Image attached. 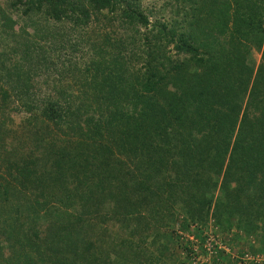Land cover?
<instances>
[{
	"label": "trees",
	"instance_id": "16d2710c",
	"mask_svg": "<svg viewBox=\"0 0 264 264\" xmlns=\"http://www.w3.org/2000/svg\"><path fill=\"white\" fill-rule=\"evenodd\" d=\"M9 2L29 21L42 12L46 19L85 26L100 15L105 25L111 19L130 33L123 40L117 37V51L109 59L90 57L80 68L66 57L77 93L55 87V94L40 102L43 108L33 107L55 126L64 124L69 133H78L76 140L40 154L55 170V192L78 211L66 215L74 220L65 217L67 227L60 230L64 221H50L58 212L44 198L52 194L27 193L19 199L20 189L13 193L10 184L3 185L2 264H38L37 259L64 264L58 253L67 250L71 258L97 264L108 259L103 253L114 245L131 251L138 264H143L141 253L148 254L145 264H184L191 255H207V231L226 234L235 228L232 239L237 240L242 231L260 229L264 240V0H177L175 14L181 18L151 24L138 0ZM11 23L0 5V31L11 35ZM20 44L12 46L10 56L0 54V102L13 96L27 106L33 98L42 100L40 83L32 77L40 68L47 72L48 65L43 53L29 52L31 43ZM169 44L179 58L167 55ZM252 50L259 52L256 64ZM28 162L15 164L12 174L25 185L31 183L33 165ZM81 186L84 198L71 199ZM7 196L12 199L3 205ZM103 206L107 209L101 211ZM143 208L153 216H144ZM172 216L180 233L197 239L185 244L173 229L165 243L176 245L155 249L151 240L158 255L142 249L153 229L150 221L158 224ZM109 220L114 231L107 228ZM96 221L102 225L97 240L91 238ZM168 227L163 223L162 235H170ZM221 253H209L210 264H225L228 256ZM165 255L171 261L165 263Z\"/></svg>",
	"mask_w": 264,
	"mask_h": 264
},
{
	"label": "rangeland",
	"instance_id": "374dc122",
	"mask_svg": "<svg viewBox=\"0 0 264 264\" xmlns=\"http://www.w3.org/2000/svg\"><path fill=\"white\" fill-rule=\"evenodd\" d=\"M9 1L10 0H0L1 7L5 9L9 18L13 20V23L9 26L12 29L11 35L7 36L0 31V54L10 56V49L13 48L12 46L19 45L22 42L31 43V45H29V52L33 56L36 51L43 53L47 59L46 64L48 67L46 70L48 71L42 73L43 69L40 68L36 76L34 75L32 77L33 81L40 83L38 84L40 89L39 97L42 100L39 98L30 100L29 103L31 104L27 105L31 106L30 109H24L23 107L27 106H21L20 101L14 99L13 96L8 97V101L4 102L5 104L0 102V105L3 106L0 111V120L2 119L4 121V125L0 126V191L3 185L10 184L13 193L20 189L21 193L19 192L18 194L19 199H23L27 193L32 196L35 193L49 192L52 195L48 197L44 196V198L47 199V207H52L58 212V217H53L50 221L54 219L64 221L60 228V230H64V228L67 227L65 217H73L66 215H72L74 211L76 212L78 209L76 205L73 208L68 207L63 201L62 194L60 192H55L57 185L55 181H53L55 177L53 173L55 170L52 164H50V160H47L48 157H43L40 154L51 149L53 145H63L72 137V139L76 140L78 133L76 130L73 134L69 133L68 128H65L64 124H60L58 127L55 126L50 120L44 118L40 108L33 107L40 106L43 108L44 105L41 106L40 102L44 104L47 98L53 96L55 93L51 91H53L55 87L64 86L66 91L72 94L77 93V85L74 84L76 77L66 69V64L68 63V61L65 60L66 57L70 59L72 63L77 64V66L79 65L78 67L80 68L84 66V63L87 62L90 57L98 59L101 54V59H109V55L117 51V49H115L117 37H120V40L126 39L124 36L130 33V31L127 30L128 27L119 26L111 19L108 21L109 23L106 22L108 24L105 25L100 15H98L97 21L91 20L85 26L73 24L69 20L55 21L46 19L42 12H29V15L35 13L31 15L29 21V18L16 10L15 6H12ZM137 3V6H139V9L146 15L150 24L153 20L169 23L177 19V17L181 18V16H176L175 14V10L178 8L177 0H138ZM95 24H100L99 28H97ZM140 30H143V28ZM104 34L109 36L108 38L105 36L108 40L104 38ZM13 35L16 36L13 38ZM72 43H78V48L75 50L71 49ZM166 49L168 50L167 55L171 56V58L181 56L175 54L174 49L171 48V44H169L168 47L166 46ZM251 52L254 64H256L259 58V52L256 50H252ZM59 101L60 103L62 102V100ZM16 108L18 109L16 110ZM32 114L33 116L35 115V117H33ZM64 149L69 152L70 156L75 154L71 149ZM63 159L66 160L65 158ZM28 160L32 161L30 165H33V167L30 166L32 170L30 178L31 183L25 185L19 176L15 175L12 177V174L15 164L19 166L23 164V162L29 163ZM121 160L124 162L125 166H132L129 164L128 159L122 158ZM78 161L81 162V159ZM67 162L69 165L72 164V161ZM49 176H51V178ZM88 184L92 185L91 180L88 181ZM80 188L81 190H79L78 195H72L71 199L78 197L77 199L82 200V198H84V195L87 193L86 189L83 186ZM8 199H12V196H7V201L3 205L9 203ZM104 207L107 209L106 206H103L101 211H104ZM178 207L179 205L174 207L177 209L175 212H179ZM142 212L144 216H153L149 208H143ZM174 216L171 218H164L163 222L158 224L156 221H150V226L153 229L150 230V233L145 235V244H143L141 248H146L154 252L153 254L158 255L156 250L152 251L154 250L153 247L157 249L162 244H165L164 246H169V243H173L172 241L165 243L166 240L172 237L173 234L171 233L173 229L176 230L175 232L181 236L182 239L185 238V244H187L189 240L194 241V239H197L192 235L186 236L184 233H180L179 230L176 229L178 225L174 221ZM92 217L90 216V220ZM179 217L180 219L182 218L180 215ZM72 220L74 219L72 218ZM107 223V228L114 231L115 228H112L113 222L109 220ZM163 223L165 226L167 224L171 226V228L168 227L166 230L170 235L166 236L161 234ZM95 224L96 225L92 226L93 237L91 238L97 240L96 232L102 225H99L98 221H96ZM158 226H160L161 229H159ZM233 229L226 234H221L213 230L207 231L203 243L204 250L207 249V255L202 256L200 253H197L199 252L197 251V255L194 257L192 255L189 256L191 259L184 258V264H210L211 261L207 258L209 253L215 255L221 252L225 253V256H228L227 260L224 262L225 264H264V240L259 237V232L261 230L259 229L254 232L246 233L239 229L243 233H238L240 236L237 237V240H233L232 238L235 233ZM143 236H141V238ZM151 240L154 242L153 247L149 245ZM62 242L63 239H61V243ZM174 245H176V243L173 245L171 244V246ZM2 247V249L5 250L6 246L4 245ZM193 247L195 248L196 244ZM211 247L213 248L210 249ZM96 250L98 251L97 248ZM97 251H94L96 255H98ZM177 251V255L180 257L183 256L182 250ZM165 253L168 254V252ZM58 254L61 256L60 258L64 261V264H84L79 257L71 258L72 254L69 250L65 252L60 251ZM103 254L105 257L108 256L110 260L107 259L102 261L98 259L96 260L97 264H138L135 262L136 257L133 256L131 251L125 253L123 248H117L115 245L111 247L110 251L105 250ZM147 255L148 254L144 255L142 253L139 255L140 261H142L143 264H145L143 260H145ZM162 260L165 263L171 261L170 255L163 257ZM44 261L41 262L38 259L36 260L38 264H48L47 261H45V263ZM3 262V259L0 258V264Z\"/></svg>",
	"mask_w": 264,
	"mask_h": 264
},
{
	"label": "built area",
	"instance_id": "2783aa9c",
	"mask_svg": "<svg viewBox=\"0 0 264 264\" xmlns=\"http://www.w3.org/2000/svg\"><path fill=\"white\" fill-rule=\"evenodd\" d=\"M210 246V245H209Z\"/></svg>",
	"mask_w": 264,
	"mask_h": 264
}]
</instances>
